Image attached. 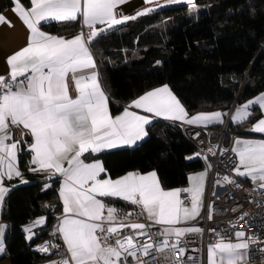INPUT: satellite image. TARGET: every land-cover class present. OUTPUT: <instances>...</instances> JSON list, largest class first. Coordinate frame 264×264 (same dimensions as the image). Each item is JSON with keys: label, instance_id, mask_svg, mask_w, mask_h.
I'll return each instance as SVG.
<instances>
[{"label": "snow or ice", "instance_id": "6c2138e0", "mask_svg": "<svg viewBox=\"0 0 264 264\" xmlns=\"http://www.w3.org/2000/svg\"><path fill=\"white\" fill-rule=\"evenodd\" d=\"M127 2L29 0L31 6L25 8L21 0H13V11L29 30V37L24 48L7 58L8 74L0 75V206L10 191L5 180L19 177L22 183H27L18 168L19 141H12L10 131V126H22L32 137L30 163L35 167L29 171L47 172L50 178L58 175L62 181L59 197L63 217L56 231L61 234L67 255L53 264H129V257L135 264H146L141 255L150 254H159L165 264H181L175 255L185 252L180 246L182 238L203 232L199 227L180 225L200 215L207 171L190 176V187L165 190L155 171L129 172L112 179L100 160L86 162L85 154L94 155L143 140L148 135L146 125L153 116L197 126L223 123L225 114L221 112L189 116L168 85L146 92L121 114L112 115L91 44L115 26L164 6L156 3L155 7L131 16L117 12L118 6ZM144 2L154 4V0ZM182 2L195 7L194 0H165L167 5ZM78 20L82 30L70 39L42 30V22ZM4 23L12 27L11 21L0 14V24ZM253 105L264 110V93L238 108L233 121L243 123L249 119ZM130 108L142 109L153 116L140 115ZM250 131L264 134V116ZM234 144L231 151L237 163L233 172L252 182L259 180V187L264 189V139L238 138ZM209 152L216 154L212 148ZM223 182L236 184L230 176H224ZM181 192L186 194L185 199L181 198ZM101 198H118L138 206L137 220L146 214L151 223L130 222L133 213H123ZM208 218H212L211 211ZM44 223L45 218H39L34 225ZM156 226L160 227L153 231ZM32 227L26 229L28 240L35 235ZM124 228L132 232L119 238ZM212 231L216 242L208 245V264H247L250 245L259 243L247 230L235 231L233 238ZM2 237L0 225V254L5 251ZM139 238L147 239L141 242ZM37 250L48 253L49 244L40 245Z\"/></svg>", "mask_w": 264, "mask_h": 264}, {"label": "trees", "instance_id": "16d2710c", "mask_svg": "<svg viewBox=\"0 0 264 264\" xmlns=\"http://www.w3.org/2000/svg\"><path fill=\"white\" fill-rule=\"evenodd\" d=\"M194 3L195 7H164L105 32L91 44L113 111L163 85L190 115L213 111L228 115L264 91V0ZM12 5V0H0V14ZM79 27L54 24L49 29L59 33ZM251 112L243 123L230 120V130L249 135V127L262 116L258 107ZM196 153L180 125L158 120L138 146L88 155L86 161L101 160L113 178L131 171H155L164 189H182L190 174L205 169L199 157L188 159ZM30 162L31 152L22 146L19 165L29 183L14 187L2 210V220L9 225L6 244L11 264H44L58 255L43 256L32 249L52 237L49 230L38 231L31 243L26 237V225L46 215L49 229L62 209L58 179L31 173Z\"/></svg>", "mask_w": 264, "mask_h": 264}, {"label": "built area", "instance_id": "2783aa9c", "mask_svg": "<svg viewBox=\"0 0 264 264\" xmlns=\"http://www.w3.org/2000/svg\"><path fill=\"white\" fill-rule=\"evenodd\" d=\"M117 12L120 13L119 10ZM84 30L86 31V29ZM25 83L27 82L25 81ZM233 109L220 128L180 125L183 135L195 146L197 153H199L198 157L208 173L203 211L201 216L194 222L195 225L203 229V232L202 234L190 233L182 238L180 246L185 248V252H178L175 255V260L180 261L181 264H206L208 245L216 242V234L212 229L229 238L234 237L235 231L247 230L259 241L256 245H250L248 260L250 262L264 260V250H258L264 249V189L249 184L233 172L237 160L231 149L234 146V140L239 136L229 128ZM210 148L214 150L215 155L209 152ZM209 165H211L210 168ZM224 176L235 179L236 184L224 183ZM217 180H220L221 183L216 184ZM185 197L186 194L181 192V198L185 199ZM186 203H188L187 200ZM210 211L212 214L211 219L208 218ZM58 221L59 216L56 217L54 225ZM144 223L148 224L150 222L144 220ZM159 227L156 226L152 230L156 231ZM131 232V229L124 228L121 230L119 238L129 235ZM139 239L143 242L147 238ZM45 243L49 244V252L38 251V246ZM32 249L48 257L54 254L67 255L66 245L61 239L55 237L43 239L36 243ZM153 255H156V259H153ZM141 259L146 261V264H165L159 254H150L146 257L141 255ZM129 264H135V260L131 257H129Z\"/></svg>", "mask_w": 264, "mask_h": 264}, {"label": "crops", "instance_id": "0c3cea01", "mask_svg": "<svg viewBox=\"0 0 264 264\" xmlns=\"http://www.w3.org/2000/svg\"><path fill=\"white\" fill-rule=\"evenodd\" d=\"M21 3L23 4V6L25 8H30V6H31L29 2L27 4V3L23 2V1H21ZM156 3H158L160 5H167V4H165V0H154V4H152V5L146 4L144 2V0H128L127 3H125L123 5H119L118 8H117V10H119L120 13H122L124 15H130L131 16V15H135L138 11H141L144 8L155 7V4ZM179 4H187V3H183L182 2V3H179ZM179 4H172V5H179ZM172 5H167V6H172ZM13 8H14V3L12 5V7L6 9L5 11H3L1 13L4 17L7 18V20L11 21L12 27H9L7 23L0 24V75H7L8 72L10 71L9 66L6 63L7 58L10 57L11 55H13L15 52H17V51L21 50L22 48H24L27 45V43H28L29 30L26 28V26L24 25V23L22 22V20L18 17V15L13 11ZM159 8L160 7H157L155 9V11H153L151 13L157 12V10H160ZM151 13H149V14H151ZM146 15H148V14H146ZM139 17H142V16H139ZM139 17H137V18H139ZM130 21H133V20H130ZM130 21H127V22H130ZM54 24H59V25L80 24V27L77 28L76 30H73V28H70V31L69 32H59L58 33V32H52L49 29ZM81 26H82V24H81V21H79V20L78 21H72V22H56V21L42 22V30L43 31H46V32H48V33H50L52 35L62 36L64 38H69V39L72 38V37H74L75 35H77L81 31ZM97 27H106V26H100V25H98ZM115 27H118V26H115ZM91 51L93 53L92 48H91ZM93 56H94V59H95L96 64H97V70L99 72V78H100L101 86H102L103 90L106 92V94L108 95L107 91L105 90V88L103 86V83H102V80H101V75H100V70H99V65H98V62H97V59H96L94 53H93ZM71 88H72V85L70 83V92H71ZM262 93H264V91H262L261 93H259L255 97H253L252 99L256 98L257 96H259ZM173 94L175 95L174 92H173ZM73 95H74V93H73ZM108 98H109V109H110V111H111V113H112L113 116L121 114L126 107H129V105H131V104L124 105V106L120 107L118 110L113 111L112 110V107H111V100H110L109 95H108ZM182 106L184 107L183 104H182ZM241 106L242 105L236 106L233 109V111H232L231 119L230 120H232L233 123H235V122L233 121L232 115L234 116L235 113H236V110L238 108H240ZM257 107H258V105H254L253 108H257ZM252 109L250 111H252ZM130 110L136 111L140 115L153 116V114L145 113L142 109L130 108ZM260 111L262 113V116H264V110H261L260 109ZM213 112H221V111H213ZM200 113H211V112H200ZM221 113L222 114H225L223 112H221ZM197 114H199V113H196V114H193V115H190L189 114V116H194V115H197ZM228 115H226V114L223 115V123L212 124V125H208L206 127H216V128L222 127ZM262 116H261V118H262ZM158 120H161V121L167 122V123H175V124H178V125H188V124L183 123L181 121H171V120L164 119L162 117H154L153 116L152 122L149 125H146V130L148 132V135L143 140L137 141L136 144H134V145H121L119 147L112 148V149H106V150H103V151L113 150V149H118V148H134V147L138 146L140 143H142L144 140H146L149 137V127L153 123H155L156 121H158ZM253 125L251 127H249V131L253 127ZM188 126H197V125H188ZM10 131H11V134H12V141H19L20 149H21L22 146H26V149L29 150V145L32 143V137L28 134V130L27 129H23L22 126H20V127L10 126ZM238 138L239 139H254V140H259V139H264V134H260V133H256V132L250 131L249 135H247V136H238L235 140H237ZM235 140H234V142H235ZM12 141H9V142H12ZM234 146H235V144H234ZM19 152H18V168H19L20 172L22 173L23 180L27 181V183H22L21 182V178H19V177H16V178H14L11 181L5 180V186L10 187V191L14 187L21 186V185H25V184H28L29 183L28 178L25 176V174L23 173V171H22V169H21V167L19 165ZM32 155L33 154L31 153V159H32ZM88 155L89 154H85V157L88 156ZM236 160H237V157H236ZM86 162H90V161H86ZM103 166H104V163H103ZM31 167H35V165H32L31 164ZM203 171H206V170L203 169L201 171L192 173V174L189 175V177L192 176V175H194V174H199L200 172H203ZM131 172H136V171H131ZM151 172L141 173V174H148V173H151ZM31 173H35V174H39V175L45 176L49 180L58 179V181H59V188L61 187L62 181H61V178L58 175L55 176V177H51L50 178L49 177V173H47V172H31ZM126 174L127 173H125V174H123V175H121L119 177H122V176H124ZM107 175H108V173H107ZM157 176H158V174H157ZM119 177H115V178L111 177V178L112 179H117ZM102 178H103V174H102ZM158 178H159V176H158ZM207 178H208V175H207L206 180H205V189H204V193H203V207H204V203H205ZM241 178L245 179L251 185L259 186V184L261 183L259 180H257L256 182H252L250 180V178H246V177H241ZM159 180H160V178H159ZM160 183H161V181H160ZM161 186H162V184H161ZM187 187H190V182L189 181H188V185L185 188H187ZM175 189H181V188H175ZM165 190H173V189H165ZM10 191L8 192V194L10 193ZM7 195H6V197H7ZM6 197H5V199H6ZM101 199H103L106 204H109L111 206L116 207L117 209H119L123 213H133V215L130 217V222H141V223H144V220H147L146 219V214L140 216L139 220H137L136 213H138L140 211V209H139L138 206L131 205L130 203L124 202V201H122V200H120L118 198H101ZM4 202H5V200H4ZM60 203H61V208L62 209H61V214L59 215V221L57 222V224L53 225L49 229H46L47 224H48V216L44 215V216H40V217L35 218L31 223H29L28 225L25 226L26 237L29 235V233L26 231V229L30 225L33 226L32 227V232L35 235L33 236V239L32 240H28L27 239L30 243L33 242V241H35L38 238V236H39L38 231H40V230L41 231L46 230L47 232L49 230V232H48L49 235H51L52 237H55L57 239H61V234L56 231V228L59 225V223H60V221H61V219L63 217V205H62L61 199H60ZM119 203L123 204L124 206L123 207L119 206L118 205ZM3 206H4V203H3L2 206H0V225L3 226V237L2 238H3V245H4V248H5V251H4L3 254H0V264H11L10 257L8 255L7 244H6V238L8 236V232H9V225H8V223H6V222H4L2 220V210H3ZM202 211H203V208L201 210L200 215L196 219L191 220V221H189V222H187V223H185L183 225H180V226H183V227H198L197 225L194 224V222L201 216ZM39 218H45V223L43 225H34V222L36 220H38ZM148 222H150V221H148ZM62 258H63V254H58L55 258H50L44 264H53L54 261H59ZM206 264H208V262H207V254H206ZM247 264H264V260L263 261H258V262H250L247 259Z\"/></svg>", "mask_w": 264, "mask_h": 264}, {"label": "rangeland", "instance_id": "374dc122", "mask_svg": "<svg viewBox=\"0 0 264 264\" xmlns=\"http://www.w3.org/2000/svg\"><path fill=\"white\" fill-rule=\"evenodd\" d=\"M164 7H167V5H164L163 7H160L159 9H162V8H164ZM158 11V10H157ZM120 26V25H119ZM250 100H253V99H250ZM249 101V100H248ZM247 102V101H246ZM245 102V103H246ZM245 103H243L242 105H244ZM254 107V105L253 106H251V108H250V110L252 109ZM232 118H233V115H232ZM190 157H192V159H189V160H195V159H197L198 158V155H197V153L196 154H194V155H192V156H190ZM204 172V171H203ZM207 175H208V173H207ZM217 184V183H216Z\"/></svg>", "mask_w": 264, "mask_h": 264}]
</instances>
